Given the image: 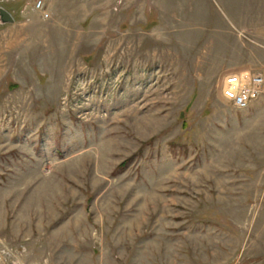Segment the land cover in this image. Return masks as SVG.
Wrapping results in <instances>:
<instances>
[{"label":"rangeland","instance_id":"374dc122","mask_svg":"<svg viewBox=\"0 0 264 264\" xmlns=\"http://www.w3.org/2000/svg\"><path fill=\"white\" fill-rule=\"evenodd\" d=\"M0 7V264H264V0Z\"/></svg>","mask_w":264,"mask_h":264},{"label":"built area","instance_id":"2783aa9c","mask_svg":"<svg viewBox=\"0 0 264 264\" xmlns=\"http://www.w3.org/2000/svg\"><path fill=\"white\" fill-rule=\"evenodd\" d=\"M42 1L36 8L42 9ZM222 94L238 110H245L264 94V75L243 71L228 75L223 80Z\"/></svg>","mask_w":264,"mask_h":264},{"label":"water","instance_id":"95a60500","mask_svg":"<svg viewBox=\"0 0 264 264\" xmlns=\"http://www.w3.org/2000/svg\"><path fill=\"white\" fill-rule=\"evenodd\" d=\"M0 18L3 23H11L14 21L12 15L2 7H0Z\"/></svg>","mask_w":264,"mask_h":264}]
</instances>
